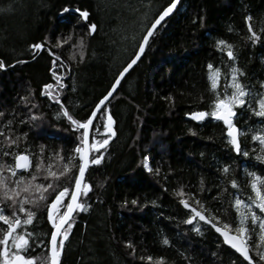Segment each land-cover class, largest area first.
<instances>
[{
  "label": "trees",
  "instance_id": "1",
  "mask_svg": "<svg viewBox=\"0 0 264 264\" xmlns=\"http://www.w3.org/2000/svg\"><path fill=\"white\" fill-rule=\"evenodd\" d=\"M170 2L0 0V61L5 64L0 69V143L4 136L21 138L13 148L29 155L31 167L20 174L36 171L37 156L45 169L51 164L52 171H63L79 142L80 132L73 130L60 105L41 95L45 83L58 88L49 71L55 57L64 66L65 87L59 89L62 103L75 119L83 121L133 56L151 21ZM65 7L87 11L88 20L81 21L75 11L63 12ZM245 16L251 18L257 34L255 45L246 39ZM89 24L96 25L92 35ZM69 36L67 46L54 47L58 38ZM218 39L234 46L236 66L244 73L240 79L253 90L254 98L264 91L260 88L264 81V0H180L106 106L116 137L101 149V164L87 171L85 182L91 191L80 202L86 203L88 211L75 213L60 264H248L225 247L208 224L198 218L185 223L191 208H196L212 223L222 228L228 224L227 230L239 235L232 202L237 196L248 199L246 171L264 175V163L255 159L258 145L248 134L249 129L260 128L261 121L248 108L237 109L234 121L245 133L238 140L240 148L250 153L248 157L231 151L222 122L210 117L194 122L186 116L209 110L213 97L207 64L220 67L223 73L231 66L215 47ZM81 41L83 48L78 50ZM34 43L44 47L29 48ZM71 47L82 50L83 59L77 54L70 58ZM225 78L221 76V84ZM33 115L39 118L32 120ZM102 118L103 113L92 132L102 131ZM4 160L14 163L11 157ZM73 164L71 172L50 190L48 200L34 209L33 225L28 226L45 244L51 236L46 205L56 191L73 187L78 158ZM225 166L230 168L227 174L222 171ZM233 179L238 189L231 188ZM38 182L46 183L42 176ZM69 198L65 197V203ZM181 198L190 208L180 204ZM132 200L137 203L133 205ZM0 208L5 214L11 212L6 205ZM245 225L251 229L250 219ZM247 236L253 264H264L259 256L264 240L258 226ZM165 239L168 244L163 243ZM46 254L44 245L35 243L27 253L31 257Z\"/></svg>",
  "mask_w": 264,
  "mask_h": 264
},
{
  "label": "snow or ice",
  "instance_id": "2",
  "mask_svg": "<svg viewBox=\"0 0 264 264\" xmlns=\"http://www.w3.org/2000/svg\"><path fill=\"white\" fill-rule=\"evenodd\" d=\"M178 0H171L166 6L159 11V14L151 21L150 25L144 31L142 38L138 42V48L130 60L122 66L118 74L115 76L114 82L108 89L107 93L95 103V107L92 109L91 114L87 116V119L81 121L75 119L64 107L60 98L61 93L59 89L65 87L62 82L64 76L63 64L58 63L60 57L56 56L52 61V67L49 69L52 78L55 80L58 88H54L52 83H45L42 85L41 95L47 96L50 101L60 105V111L63 116L70 122L74 131L80 132L78 137V143L74 148V155L68 158V162L63 164V171H52V165H47L45 169L40 156L36 157L35 169L36 171L28 176L22 175L18 170H24L28 172L31 167V161L29 155L20 152L18 153L14 145L21 139L17 137L15 139L10 136L3 137V143H0V205H6L11 210L10 214H5L4 208H0V264H60V257L65 244L68 239L69 230L72 229V220L74 219V213L81 211H88L86 203L80 202L81 196H86L91 191V186L85 182L86 170L91 165L101 164L104 149L112 137L115 135L113 130L114 120L107 107L106 102L113 96L117 90L118 85L121 83L125 74L135 65L141 58L142 53L146 49L150 37L154 34V30L161 23V21L169 15L176 7ZM67 13L75 11L81 21L88 20L87 11L79 9H71L65 7L62 9ZM249 16L244 17V22L247 25L248 39L253 45L257 43V34L253 31V28ZM96 29L95 24L88 25L89 34ZM229 31H232L230 28ZM71 36L68 38H58L54 47H60L62 44H66ZM44 45L42 43H34L29 45V48L33 50L42 49ZM81 49L83 48V42L80 43ZM215 47L218 51H221L227 56L228 62L231 66L228 68L227 73H223L220 67H214L212 63L207 64V80L209 81V92L212 94V100L209 104V110H199L186 113L193 121H204L206 118H211L215 121L222 122L224 126V135L227 139V143L231 145V151L243 155L249 156L248 151H243L240 148L238 137L245 135V133L239 129L234 123L238 112L237 109L248 108L251 113L260 118L261 127L257 129H249L248 134L251 136V141L256 142L258 145V152L255 156L256 160L264 163V91L255 93L240 79L244 73L236 66V53L234 46L227 43L224 39H218ZM52 55H55L49 49ZM80 58L83 59L84 53L80 51ZM19 63H26L21 60ZM5 64L0 61V69L4 68ZM221 76H225L223 84H221ZM260 88L264 90V81L260 82ZM28 100L27 97L24 98ZM171 99V97H169ZM35 107V105H32ZM103 113L102 118V131L97 128L95 132L90 131V127L99 123L97 119L100 114ZM39 117L33 115L32 120H36ZM191 131V129H189ZM3 135V133H0ZM97 135L100 138H97ZM256 151V149H253ZM61 160L59 153L55 154ZM4 157H11L14 163H8L4 160ZM78 157V174L74 176V186L64 187L62 190L56 191L55 196L51 199L50 203H47V220L51 224V236L47 244L44 240H37V234L29 231L28 226L33 225L34 218L36 216L35 208L39 207L42 202L48 200L50 190H54L56 182L71 172V167H75L73 161ZM145 170L148 169V165L145 162ZM223 173L227 174L230 171L228 166L222 169ZM46 172V175L44 173ZM248 177L247 187L250 189V194L247 201L241 199L239 196L235 197L232 202V207L235 208L237 213V235H229L227 229L228 224L221 227H217L212 224V227L220 233L224 238V243L230 245L243 258L248 261V264H252V260L249 258L247 252V245L244 241L248 238L247 234L253 231L257 226L259 228L260 238L264 240V175L257 174L256 172L246 171ZM42 176L46 183L38 182V177ZM232 189H238L239 185L235 179L229 181ZM181 197L183 193H179ZM71 198L65 203V197ZM180 204L186 209L190 208V205L185 202L183 198L180 199ZM131 203L135 205L136 200H132ZM202 207V205L200 206ZM258 209L259 214L254 210ZM192 215L185 220V223H192L193 217H199V220L205 223L210 221L196 208H191ZM215 219H219L216 217ZM250 219L251 229L246 227L245 222ZM198 231V229H193ZM44 245L47 250V254L42 257H31L27 255L28 250L33 244ZM164 244H168V240L163 241ZM126 247H131L129 242H125ZM260 259L264 260V252L259 253ZM144 259H151L145 257ZM163 260V258H158Z\"/></svg>",
  "mask_w": 264,
  "mask_h": 264
},
{
  "label": "water",
  "instance_id": "3",
  "mask_svg": "<svg viewBox=\"0 0 264 264\" xmlns=\"http://www.w3.org/2000/svg\"><path fill=\"white\" fill-rule=\"evenodd\" d=\"M180 2V0H178V3ZM178 3H177V5H178ZM177 5H176V7H177ZM176 7H174V9H173V11L171 12V13H169V15L167 16V17H165L162 21H161V23L157 26V28L154 30V33L156 32V30L160 27V25L164 22V21H166L172 14H173V12L175 11V9H176ZM150 25V24H149ZM93 34V32L90 34V35H92ZM153 36V35H152ZM151 36V37H152ZM151 37H150V39H151ZM147 46V45H146ZM137 48H138V46H137ZM136 51V50H135ZM135 53V52H134ZM144 53V52H143ZM143 53H142V56H143ZM134 55V54H133ZM142 56H141V58H142ZM140 58V59H141ZM139 59V60H140ZM139 60H138V62H139ZM137 62V63H138ZM136 63V64H137ZM135 64V65H136ZM135 65H133V67L131 68V69H129V71L125 74V77L127 76V74L134 68V66ZM124 77V78H125ZM124 78H122V81H123V79ZM121 81V82H122ZM121 84V83H120ZM120 84L118 85V88H119V86H120ZM111 87V86H110ZM118 88H117V90L114 92V94H113V96H111L110 97V99H109V101H107L106 102V105H105V107L107 106V104L111 101V99L114 97V95L116 94V92L118 91ZM108 91V90H107ZM107 93V92H106ZM105 93V94H106ZM104 94V95H105ZM102 98V97H101ZM99 101V100H98ZM95 107V106H94ZM93 107V108H94ZM91 114V113H90ZM187 118L189 119V120H191L188 116H187ZM193 121V120H192ZM194 122H198V121H194ZM200 122V121H199ZM93 127V126H92ZM92 127H90V131H92ZM113 130H114V128H113ZM114 132H115V130H114ZM115 137H116V132H115V135L112 137V139L109 141V143L111 142V141H113L114 139H115ZM78 158V157H77ZM79 161V160H78ZM89 169V168H88ZM88 169L86 170V173H85V179H86V174H87V171H88ZM22 170V169H21ZM21 170H18V171H21ZM78 174V173H77ZM74 186V185H73ZM71 198V197H70ZM69 198V199H70ZM80 199V198H79ZM188 209V208H187ZM74 215H75V213H74ZM194 218H198L199 219V217H193V220H194ZM202 222H204V221H202ZM205 223V222H204ZM206 224H208L210 227H211V229L214 231V233L216 234V235H218L219 236V238L221 239V241H222V243H223V245L225 246V247H227L228 249H230L232 252H234L237 256H239L242 260H244L245 262H247L248 263V261H246L244 258H243V256L240 254V253H238L234 248H232L230 245H228V244H225L224 243V238H223V236H221L220 235V233H218L216 230H215V228L214 227H212V224H214V223H212L211 221H210V223H206ZM51 225V224H50ZM216 225V224H215ZM217 227H220V226H218V225H216ZM222 228V227H221ZM223 229V228H222ZM228 231V230H227ZM229 232V235H236V234H234V233H231L230 231H228ZM238 236V235H237ZM247 250V252H248V255H249V258L251 259V257H250V254H249V250H248V248L246 249ZM252 260V259H251ZM252 264H253V260H252Z\"/></svg>",
  "mask_w": 264,
  "mask_h": 264
},
{
  "label": "rangeland",
  "instance_id": "4",
  "mask_svg": "<svg viewBox=\"0 0 264 264\" xmlns=\"http://www.w3.org/2000/svg\"><path fill=\"white\" fill-rule=\"evenodd\" d=\"M69 42H70V41H68L67 44H68ZM67 44H66V46H67ZM77 49L79 50V49H80V46H79V48H77ZM71 50H72V51H70V53H69V57H70V58H73L74 54H77V55L79 56V58H80V54H79L80 52H79V51L77 52V51H76V48L71 47ZM80 51H81V50H80ZM76 52H77V53H76ZM244 243L246 244V240L244 241ZM246 245H247V244H246Z\"/></svg>",
  "mask_w": 264,
  "mask_h": 264
}]
</instances>
